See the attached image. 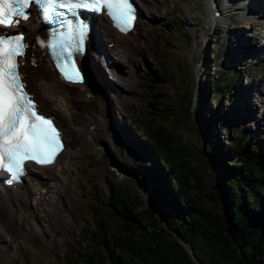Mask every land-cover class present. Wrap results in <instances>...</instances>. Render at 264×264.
Wrapping results in <instances>:
<instances>
[{
    "label": "rangeland",
    "instance_id": "374dc122",
    "mask_svg": "<svg viewBox=\"0 0 264 264\" xmlns=\"http://www.w3.org/2000/svg\"><path fill=\"white\" fill-rule=\"evenodd\" d=\"M162 1L146 16L150 27L141 40L126 48L122 55L109 53L112 68L104 73L106 78L100 75L105 88L99 87L107 91L108 106L100 100L106 110L103 129L92 115L97 109L78 102L75 108L87 123L86 129H79L76 126L79 115L73 119L61 115L50 101L43 99L36 76L28 73V84L41 109L59 116L64 132L67 131V147L61 160H67L70 170L69 173L55 170L60 176L57 186L61 191L54 197V206L51 202L55 199L50 196L49 206L42 204L50 209L48 213L32 206L22 211L14 203L8 206L13 213L1 223L0 264H70V257L92 227V206L97 204L96 199L103 200L109 184L126 189L133 186L137 190L130 196L137 195L145 204L153 205L144 191L150 187L142 171L148 165L149 156L136 143L145 134L142 122L151 118L185 148L184 158L200 173L206 190H213L217 182L216 170L208 156L217 157L220 145L226 143L227 121L221 120L206 130L194 121L189 94L192 91L194 101L196 86L197 96L206 94L201 103L205 113L216 115L220 110L229 116L237 114L236 125L229 128L230 141H236L244 131L253 132L256 123L264 122V83H261L264 80V46L257 43L264 32L261 28L264 17L253 15L254 20L259 18V22H263L255 25L257 22L244 18L246 11H237L229 23L207 31L202 15L208 13L202 8L201 0H196L201 5L190 10L183 0H177L175 5L170 0ZM237 48L242 51L239 57ZM94 63L101 69L100 61ZM155 65L166 66L168 79L149 91L148 85L154 84L149 71ZM232 67L239 72L240 82L227 87L228 92L218 99L220 93L207 81L211 79L217 88L227 89L224 83ZM248 90L254 97L245 100ZM153 99L160 100L159 106ZM166 106L177 115L164 116ZM252 134L264 138V132ZM259 149L264 151V146ZM172 212L168 209V215ZM197 245L201 257L207 261L206 247L200 240ZM193 261L196 264L195 259Z\"/></svg>",
    "mask_w": 264,
    "mask_h": 264
},
{
    "label": "trees",
    "instance_id": "16d2710c",
    "mask_svg": "<svg viewBox=\"0 0 264 264\" xmlns=\"http://www.w3.org/2000/svg\"><path fill=\"white\" fill-rule=\"evenodd\" d=\"M149 72L154 77L149 91L168 79L165 65H155ZM228 76L226 88L240 81L235 71ZM207 84L218 90V99L228 92L211 79ZM195 91L194 101L192 91L189 94L191 113L204 130L227 119L220 110L216 115L205 113L201 103L206 94L197 96L198 86ZM153 102L157 105L160 100ZM163 113L177 115L167 106ZM142 124L145 134L137 144L149 156L142 171L150 187L144 191L153 205L130 196L137 190L133 186L109 184L103 200L96 199L92 206V227L70 264H195L180 240L201 264H264V151L255 135L243 134L230 141L229 128L236 123L227 124L226 143L220 145L217 157L208 156L217 182L213 190H206L202 176L184 158L185 148L173 135L153 118ZM168 209L172 214L168 215ZM197 240L206 247L207 261L198 251Z\"/></svg>",
    "mask_w": 264,
    "mask_h": 264
},
{
    "label": "snow or ice",
    "instance_id": "6c2138e0",
    "mask_svg": "<svg viewBox=\"0 0 264 264\" xmlns=\"http://www.w3.org/2000/svg\"><path fill=\"white\" fill-rule=\"evenodd\" d=\"M32 4L42 8L49 20L53 19V15L65 17L60 21L67 26V32L63 35L69 41L78 36L80 48L83 47L87 26L80 24L76 27L72 19H68L69 14L78 19L75 12L77 7L95 11L107 9L108 15L116 21L121 31L130 29L135 20V9L130 0H0V25L18 23L16 17L27 20V10ZM26 47L23 35L11 38L0 35V169L9 172L12 180L23 175L25 161L53 163L63 147L54 120L37 110L34 97L30 95L19 70L17 58L24 56ZM64 52L67 53L66 57ZM58 55L70 61L72 47H65ZM60 67L66 79L81 80L74 62L70 69L68 64ZM8 182L11 183V180Z\"/></svg>",
    "mask_w": 264,
    "mask_h": 264
},
{
    "label": "bare ground",
    "instance_id": "6f19581e",
    "mask_svg": "<svg viewBox=\"0 0 264 264\" xmlns=\"http://www.w3.org/2000/svg\"><path fill=\"white\" fill-rule=\"evenodd\" d=\"M160 1L162 0H136L137 5L140 8V12L136 17V22L132 30L124 35L119 34L115 32L113 29H111L107 25V23L101 18V16H96L94 18V23H93V27L97 35V47L95 49L96 51L95 58L101 56L105 52H114L115 50L116 52L121 51L125 47L128 48L131 47L132 44H136L148 29L149 24L147 23L146 16L149 14V6L157 5L160 3ZM176 1L177 0H170V3L175 5ZM183 1L187 4L188 10H190L191 8H197L198 4L201 5L200 3H197L196 0H189L188 2L187 0H183ZM201 1L203 5L202 8L205 10V12L207 11L208 13V16L206 15V13L202 15L203 16L202 21L204 23V26L207 27V31H209L211 28L217 29L219 26L229 23L232 20V18L229 16V12L227 10L228 5L229 4L233 5L239 2L238 0H201ZM259 1L260 0H248L247 5H238L234 7L233 10H236L234 12H237L238 10L245 9L250 13L256 12L260 14L261 17H264V12H262L261 10L262 3ZM214 11H218L219 14L214 15ZM246 19L249 21L253 20L257 22V24L260 23L259 21L254 20L253 18L252 19L246 18ZM30 25L32 28H35V24L33 22H31ZM103 40L106 42V44L112 42V45L109 49L104 48V46L102 45ZM95 58L93 62L97 63ZM31 63H32V73L33 76L34 75L36 76L37 79L36 85L38 87L39 92L42 94L43 99L50 101L52 105L60 112L61 115L73 119L75 118V115L78 114L79 118H76V126H78L79 129H86L87 123L83 121V117L79 114V111L75 107L78 102L87 103L92 107V109H97L94 111V114H92L96 119V124L101 126L102 129L103 127H105L106 121L104 116L106 110L103 106L100 105V100H103L106 106H108V104L105 99L103 90H101L97 86H94L91 80L89 81L92 84V86L90 84L87 85L77 84V83L71 84L62 81L57 76V74L53 70H51L50 67L47 65V62L44 59V55L40 54L39 52L36 51L34 52V56L31 58ZM80 66L82 68V62L80 63ZM83 71L85 72L88 78V76H90L91 70L89 68L87 69L86 67V69L84 68ZM114 75L118 76L117 73H114ZM247 97H254L249 90ZM57 117L58 119H56V122H58L59 124V122L62 120H60L59 116ZM61 154L56 157L53 165H48L40 168V169L48 170L47 172H44L46 174L39 172L35 173V171L32 170L33 168L31 166L28 169L27 174L24 176V180L21 182V185H16L13 188L0 187V227L2 221H6L7 219L6 215H9L10 212L11 214L13 213L11 209L7 206L9 205L8 202L11 201L12 199H16L17 201L22 202L20 209H23V205H26L27 207L32 206L33 208H36V210L38 208L47 213L49 212L50 209H47L43 205L48 203L49 206V202H51L50 197L55 199L54 197L61 191L57 186L58 173L56 174L55 170H57L60 173H66L67 171L70 170V168L68 167L69 164H67L68 163L67 160L63 161L60 159V157H63L61 156ZM29 201L31 202L29 203ZM55 202L56 199L51 202L53 203L52 205H54Z\"/></svg>",
    "mask_w": 264,
    "mask_h": 264
},
{
    "label": "water",
    "instance_id": "95a60500",
    "mask_svg": "<svg viewBox=\"0 0 264 264\" xmlns=\"http://www.w3.org/2000/svg\"><path fill=\"white\" fill-rule=\"evenodd\" d=\"M153 204V203H152ZM181 244L186 248L187 252L190 254L191 258L194 260L195 259V262L196 264H201L199 259L195 256L194 252L192 251V249L188 246V244L183 241V240H180Z\"/></svg>",
    "mask_w": 264,
    "mask_h": 264
}]
</instances>
